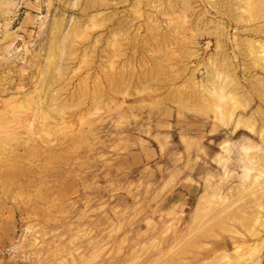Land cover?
<instances>
[{"label": "rangeland", "instance_id": "374dc122", "mask_svg": "<svg viewBox=\"0 0 264 264\" xmlns=\"http://www.w3.org/2000/svg\"><path fill=\"white\" fill-rule=\"evenodd\" d=\"M0 264H264V0H0Z\"/></svg>", "mask_w": 264, "mask_h": 264}]
</instances>
